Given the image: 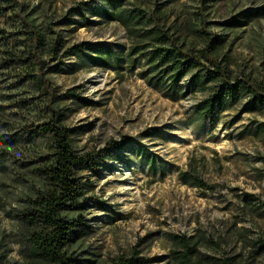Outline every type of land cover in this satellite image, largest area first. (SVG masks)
Instances as JSON below:
<instances>
[{
    "label": "rangeland",
    "instance_id": "rangeland-1",
    "mask_svg": "<svg viewBox=\"0 0 264 264\" xmlns=\"http://www.w3.org/2000/svg\"><path fill=\"white\" fill-rule=\"evenodd\" d=\"M17 1L47 45L53 37L47 26L67 17L68 24L52 28L69 43L110 48L125 57L124 63L113 58L108 67H98L87 51L65 59L61 71L47 76L59 94L74 87L92 101L63 97L57 104L62 123L73 129L77 153L128 140L95 174L80 173L83 182L92 183L88 199L84 208L63 215L84 218L86 227L67 255L78 259L76 264H115L119 258L143 264H264V107H247L243 93L226 101L214 122L198 118L205 88L189 76L175 92L149 86L141 76L147 65L129 62L136 38L107 18V11L144 8L194 49L204 46L203 27L223 39L216 59L229 76L264 87V17L235 27L227 23L263 8L264 0H208L203 10L201 0ZM9 23L0 22V29L14 30ZM40 54L50 58L47 47ZM13 75L0 70V264H45L33 253L20 217L28 198L46 188L39 167L52 156L50 139L27 138L23 127L47 120L48 111L31 87L15 84ZM24 97L30 98L25 105ZM11 134L18 139H8ZM191 169L211 190L179 180L180 171Z\"/></svg>",
    "mask_w": 264,
    "mask_h": 264
},
{
    "label": "trees",
    "instance_id": "trees-1",
    "mask_svg": "<svg viewBox=\"0 0 264 264\" xmlns=\"http://www.w3.org/2000/svg\"><path fill=\"white\" fill-rule=\"evenodd\" d=\"M1 1L0 22H10L9 24L16 27L12 31L0 29V70L14 72L15 84L31 87L34 94L45 103L48 119L24 126L23 133L30 139L47 137L52 148L51 158L39 167V172L46 179V188L35 197L28 198L20 219L27 229V240L33 253L45 264H76L78 259L67 255L66 248L75 239L83 236L86 220L82 217L69 219L63 213L70 209L84 208L85 200L88 199L85 193L92 188V183L83 182L80 173L89 171L95 174L106 158H113L115 152L124 149L128 140H110L105 148L96 153H77L72 145L73 129L62 123L63 114L57 104L63 97L84 104H91L92 101L80 96L74 87L63 95L59 94L47 76L61 71L65 59L80 57L87 51L92 52L89 60L98 67H108L113 58L118 63H124L125 57L110 48H93L83 42L69 43L60 32L52 28L55 25L68 24L70 19L67 17L47 26V30L53 34L47 45L48 41L43 33L22 15L23 4L17 0ZM206 2L208 0H201L200 10L207 6ZM200 16L201 23L205 25L206 21L201 12ZM262 17L264 7L247 10L230 18L227 23L232 27L241 26ZM107 18L121 23L136 38V43L129 47V62L133 67L141 61L147 65L141 76L149 86L175 92L178 83L189 76L191 81L205 88L208 95L197 106L198 118L214 122L222 105L226 101L236 100L243 93L247 95V107H264L262 85L252 82L248 77L232 78L217 61L216 52L223 43L221 37L201 27L204 46L200 49L186 47L169 29L164 28L157 15L141 7L107 11ZM42 47H47L49 59L41 57ZM53 61L55 63L51 64ZM29 101V97H24L20 103L25 105ZM7 138L12 141L18 139L13 134ZM178 178L182 183L204 192L212 188L193 169L180 171ZM251 196L246 195L250 199ZM261 248L264 249V242L261 243ZM144 262L119 258L115 264Z\"/></svg>",
    "mask_w": 264,
    "mask_h": 264
}]
</instances>
